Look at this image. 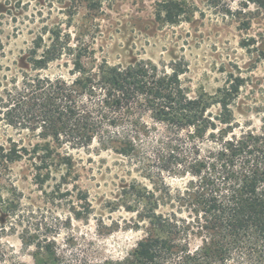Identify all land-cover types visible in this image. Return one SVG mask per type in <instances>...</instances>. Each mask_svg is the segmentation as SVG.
<instances>
[{"label": "trees", "instance_id": "1", "mask_svg": "<svg viewBox=\"0 0 264 264\" xmlns=\"http://www.w3.org/2000/svg\"><path fill=\"white\" fill-rule=\"evenodd\" d=\"M104 1L61 3L69 17L81 8L95 17ZM204 3L224 15L250 4L264 9V0ZM153 9L157 21L176 24L199 7L194 0H155ZM48 32L28 50L29 68L0 92V120L25 132L0 141V159L5 165L27 160L32 181L42 187L76 181L74 151L123 156L144 180L123 185L114 204L131 214L126 224L143 235L121 259L90 261L66 257L54 239L23 229L19 238L33 248L32 264H264V121L257 128L235 122L228 101L238 86L219 90L220 97L190 96L180 62L170 70L146 60L110 64L85 42L72 43L61 27ZM63 57L69 77L36 72ZM164 172L186 182L172 187ZM19 203L0 204V264H28L2 243L17 226L12 219H20Z\"/></svg>", "mask_w": 264, "mask_h": 264}, {"label": "rangeland", "instance_id": "2", "mask_svg": "<svg viewBox=\"0 0 264 264\" xmlns=\"http://www.w3.org/2000/svg\"><path fill=\"white\" fill-rule=\"evenodd\" d=\"M154 1L105 0L95 17L84 8L69 17L61 0H0V92L29 68L26 57L33 41L47 39L49 29L61 27L70 32L72 43L85 42L98 60L110 64L146 60L170 70L180 62L185 68L180 78L190 96L220 97L219 90L238 86L228 101L235 122L259 127L264 121V9L250 4L240 13L224 15L205 0H194L199 10L190 20L168 24L155 19ZM232 7L240 8L237 2ZM67 61L63 57L36 72L67 78ZM22 134L0 120L1 142ZM73 153L80 159L72 175L76 181H50L42 187L32 181L27 160L5 165L0 159V204L20 200L22 223L12 219L17 226L2 237L15 259L32 264L33 248L23 247L19 238L23 229L54 239L66 257L90 261L121 259L142 237V230L126 224L131 214L114 204L123 185L144 180L140 171L111 151ZM162 177L172 187L186 182L165 172Z\"/></svg>", "mask_w": 264, "mask_h": 264}]
</instances>
